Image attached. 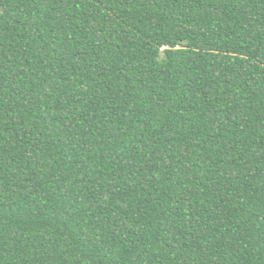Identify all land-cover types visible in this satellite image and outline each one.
I'll return each mask as SVG.
<instances>
[{
  "label": "trees",
  "instance_id": "obj_1",
  "mask_svg": "<svg viewBox=\"0 0 264 264\" xmlns=\"http://www.w3.org/2000/svg\"><path fill=\"white\" fill-rule=\"evenodd\" d=\"M0 264H264V0H0Z\"/></svg>",
  "mask_w": 264,
  "mask_h": 264
}]
</instances>
